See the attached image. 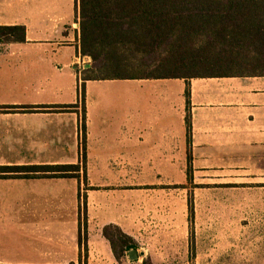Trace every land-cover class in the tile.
<instances>
[{"label": "crops", "instance_id": "obj_1", "mask_svg": "<svg viewBox=\"0 0 264 264\" xmlns=\"http://www.w3.org/2000/svg\"><path fill=\"white\" fill-rule=\"evenodd\" d=\"M79 20L78 0H0L25 28L0 44V166H81L0 178V264H264V76L90 78Z\"/></svg>", "mask_w": 264, "mask_h": 264}, {"label": "trees", "instance_id": "obj_2", "mask_svg": "<svg viewBox=\"0 0 264 264\" xmlns=\"http://www.w3.org/2000/svg\"><path fill=\"white\" fill-rule=\"evenodd\" d=\"M78 5L81 54L95 68L115 71L131 55L149 70L132 75L117 69L90 78L264 76V0H78ZM24 40V26H0V44ZM80 170V165L0 166V178L79 179ZM82 170L85 182V165ZM103 235L117 260L137 247L117 226L104 227Z\"/></svg>", "mask_w": 264, "mask_h": 264}, {"label": "rangeland", "instance_id": "obj_3", "mask_svg": "<svg viewBox=\"0 0 264 264\" xmlns=\"http://www.w3.org/2000/svg\"><path fill=\"white\" fill-rule=\"evenodd\" d=\"M125 63H126V66L124 65L123 68L115 69V71L118 69L116 73L137 75V74H141V73H145L149 71V70H146V68L139 65L138 61L136 59H133V56L131 55L127 58ZM93 64L94 62L90 58V66ZM95 66H98V64L96 65L94 64L92 70L90 71L87 70L86 72H88V74L86 76H104V75H107V73H110V74L115 73V71L112 68L108 69L106 72H100L97 68H95ZM121 90H122V83L119 82L118 84H115V91L117 93L119 92L121 93Z\"/></svg>", "mask_w": 264, "mask_h": 264}, {"label": "water", "instance_id": "obj_4", "mask_svg": "<svg viewBox=\"0 0 264 264\" xmlns=\"http://www.w3.org/2000/svg\"><path fill=\"white\" fill-rule=\"evenodd\" d=\"M128 257L131 261H134L138 258L136 249L132 248L127 251Z\"/></svg>", "mask_w": 264, "mask_h": 264}]
</instances>
